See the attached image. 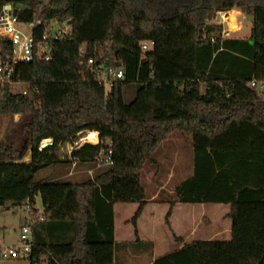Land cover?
<instances>
[{"label": "trees", "instance_id": "trees-1", "mask_svg": "<svg viewBox=\"0 0 264 264\" xmlns=\"http://www.w3.org/2000/svg\"><path fill=\"white\" fill-rule=\"evenodd\" d=\"M8 4L22 22L42 20L37 45L51 20L72 26L65 39L48 41L50 61L35 50L15 67L12 81L28 85L26 94L11 85L0 93V115H20L22 137L0 142V204L31 207L39 196L44 209V219L29 224L30 264H43V256L48 264H114L116 247H127L115 242L117 203L139 204L131 220L139 241L147 200L141 172L175 130L191 137L193 173L170 206L229 205L231 238L195 241L153 264H264V96L252 87L264 81V0H0V12ZM234 9L254 17L248 39L225 37L213 23ZM104 65L125 73L109 90L96 76ZM92 131L98 144L61 159L62 146ZM102 151L112 165H99ZM58 164L94 175L35 180Z\"/></svg>", "mask_w": 264, "mask_h": 264}, {"label": "rangeland", "instance_id": "rangeland-1", "mask_svg": "<svg viewBox=\"0 0 264 264\" xmlns=\"http://www.w3.org/2000/svg\"><path fill=\"white\" fill-rule=\"evenodd\" d=\"M235 26L231 25V19H236ZM215 24H221L224 27L225 37L233 39H244L251 36L253 27L252 20L249 19L242 11L234 9L229 13L217 14V18L213 21ZM237 24V25H236ZM235 29V30H234ZM28 89L26 84H18L12 87L14 93H21ZM109 90V88H107ZM264 96V88H258ZM133 89L128 90L125 100L130 103L135 94L133 95ZM20 115H0V142L15 141L17 144L21 140L19 135V129L17 123L20 121ZM89 133H87L86 137ZM80 139L78 142L67 144L62 146L58 154L63 160H70L71 152L74 148L81 146L85 143H91L86 141L85 138ZM84 139V140H83ZM156 150L152 153V159L156 162H147L141 172V179L146 189L147 195L152 197L154 193L155 184L158 183L167 184L166 191L160 195V199H164V196L171 199L174 195V188L176 185L191 175V137L181 135L179 132L172 131L165 135ZM46 141V140H45ZM44 141V142H45ZM52 142V140H48ZM100 142V136H99ZM94 144V143H93ZM98 144V143H96ZM30 161L28 156L25 161ZM157 164V165H156ZM71 171V176H68V172ZM62 172V173H61ZM67 173L64 175V173ZM94 171H90L87 167L73 166L68 164H58L51 167L40 170L35 180H60L64 182H80L86 180L88 177H92ZM156 181L154 182V180ZM158 181V182H157ZM157 182V183H156ZM166 199V198H165ZM35 208H41V198H37ZM211 206V205H210ZM31 208V207H30ZM32 210L28 209L26 203L14 204L7 202L0 204V252L7 247H13L18 245V241L22 235L23 228L28 227L32 221ZM205 217L201 218V214L195 215V228L196 235L203 237L208 230L213 229V218L211 213L206 210ZM209 215V216H208ZM218 231V230H217ZM226 228H223V233L226 234ZM220 233L221 230H219ZM199 234V235H198ZM231 235L220 240H230ZM129 249H121L119 246L115 249V263L114 264H148L147 258H142L140 261L130 257ZM43 264H48L46 256H43ZM135 260V261H134ZM0 264H30L29 260H4L0 257Z\"/></svg>", "mask_w": 264, "mask_h": 264}, {"label": "crops", "instance_id": "crops-1", "mask_svg": "<svg viewBox=\"0 0 264 264\" xmlns=\"http://www.w3.org/2000/svg\"><path fill=\"white\" fill-rule=\"evenodd\" d=\"M248 38L249 37L244 39ZM191 169V175L180 181L177 185L192 176V146ZM71 175L72 173L68 176ZM155 181L156 179L154 180V182ZM162 182L163 181H161V183H158V185L155 184L152 197L149 198V196L147 195L146 206L137 222L139 241L136 237L135 228L131 224V220L136 214L139 208V204L117 203L114 206L115 242L118 245L126 244L127 247L123 246L122 249H129L130 251L128 255L130 257L132 256V258L136 259L137 261H140L144 257L147 258L148 264H153V262H155L156 260L173 252L179 251L195 241L220 240L222 238H226L228 235H231L232 221L228 216L230 213L229 205L177 203L172 208L169 204L170 199H168V197L164 196V199H160V195L164 191H166L167 185ZM175 188L173 190V193H171L172 195H174ZM37 198H39V196H36L35 202L31 205L30 208L32 210L31 213H33L32 220H43L44 209L42 207V204L41 208L36 209L34 206ZM206 210L211 213L210 216H212L213 220H215L213 221V229L210 231L208 230L206 233H203V237H198L196 235L195 228V215L196 213L201 214V218H204L206 216ZM169 212H171V215L169 217V220L167 221ZM224 227L227 230L226 234L222 232ZM219 230H221L222 233H220Z\"/></svg>", "mask_w": 264, "mask_h": 264}, {"label": "built area", "instance_id": "built-area-1", "mask_svg": "<svg viewBox=\"0 0 264 264\" xmlns=\"http://www.w3.org/2000/svg\"><path fill=\"white\" fill-rule=\"evenodd\" d=\"M15 8L8 4L5 5L0 12V93L6 85L21 84L12 81L15 67L20 63L30 62L36 56L50 61L52 51L49 45L50 40H63L71 32L72 26L58 20H51L46 23L47 29L42 36V42L38 45L35 42V30L43 25L41 19H34L31 22H22L14 12ZM229 12H219V15ZM154 43H145L143 51L149 50ZM83 53V50L81 51ZM88 65L92 68L93 60L88 61ZM96 76L101 84L107 88H111L117 80H122L125 73L122 69L107 68L105 65L96 70ZM252 87L264 88V81L252 83ZM22 93L26 94V91ZM102 154L98 160L100 166L112 165L113 161L110 157H104ZM30 209L29 202L26 203ZM33 233L31 228L24 227L22 235L17 246L7 247L0 252V257L4 260H22L28 259L33 251Z\"/></svg>", "mask_w": 264, "mask_h": 264}, {"label": "bare ground", "instance_id": "bare-ground-1", "mask_svg": "<svg viewBox=\"0 0 264 264\" xmlns=\"http://www.w3.org/2000/svg\"><path fill=\"white\" fill-rule=\"evenodd\" d=\"M237 22V18L236 19H231V25L235 26V23ZM237 25V24H236ZM235 30V29H234ZM84 140V139H83ZM86 141H90L91 143H99V134L98 132L92 131L89 132L88 136L85 138ZM45 142H49L48 140H46Z\"/></svg>", "mask_w": 264, "mask_h": 264}, {"label": "water", "instance_id": "water-1", "mask_svg": "<svg viewBox=\"0 0 264 264\" xmlns=\"http://www.w3.org/2000/svg\"><path fill=\"white\" fill-rule=\"evenodd\" d=\"M17 8H25L24 6H17ZM249 19H251L252 21L254 20V17L251 16L249 17ZM52 142H43L42 145H41V149H46L47 147H50L52 146Z\"/></svg>", "mask_w": 264, "mask_h": 264}]
</instances>
